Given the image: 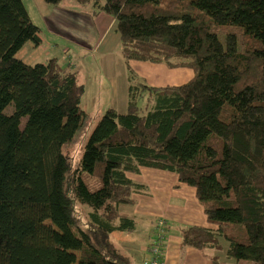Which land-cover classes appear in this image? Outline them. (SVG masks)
<instances>
[{
  "label": "trees",
  "instance_id": "16d2710c",
  "mask_svg": "<svg viewBox=\"0 0 264 264\" xmlns=\"http://www.w3.org/2000/svg\"><path fill=\"white\" fill-rule=\"evenodd\" d=\"M74 1L116 21L127 109L105 111L73 168L63 148L85 125V88L56 58L17 57L41 28L23 0H0V264H134L110 236L135 230L119 206L148 192L128 176L145 167L196 190L211 226L182 229L183 245L222 237L229 258L264 264V0ZM132 61L194 77L151 86Z\"/></svg>",
  "mask_w": 264,
  "mask_h": 264
},
{
  "label": "crops",
  "instance_id": "0c3cea01",
  "mask_svg": "<svg viewBox=\"0 0 264 264\" xmlns=\"http://www.w3.org/2000/svg\"><path fill=\"white\" fill-rule=\"evenodd\" d=\"M64 1L53 7L44 1V14L56 18L71 15L69 19L73 22L59 28L56 21L50 20L51 25L47 21L46 26L57 39H67L76 46L74 55L70 53L71 46L65 48L72 62L62 66L75 72L79 83L85 88L81 107L87 115L86 120L91 115L101 116L108 109L126 112L128 67L120 52V34L116 30L114 17L96 14L95 9L87 8L89 5L76 9L78 3L66 5ZM92 56L97 59L98 70H88L81 65ZM130 65L149 84L158 87L180 85L189 76H193L186 69H168L164 65L138 61H132ZM88 72L92 73L91 84L87 81ZM128 176L145 185L148 192L135 193L133 204L119 206V216L133 219L135 230L112 233L110 239L134 264H143L148 256V247L155 237L154 224L160 218L166 220L171 228L164 253L166 264H237L229 260L228 244L220 240L219 248L214 243H208L202 248L183 245L182 229L189 226H211L193 187L181 183L175 173L160 169L145 167L141 168L139 174L130 173ZM221 249H225V252L222 253Z\"/></svg>",
  "mask_w": 264,
  "mask_h": 264
},
{
  "label": "rangeland",
  "instance_id": "374dc122",
  "mask_svg": "<svg viewBox=\"0 0 264 264\" xmlns=\"http://www.w3.org/2000/svg\"><path fill=\"white\" fill-rule=\"evenodd\" d=\"M23 2L25 4L27 10L29 11L32 22L37 27L41 28V32H40L41 44L39 46H36L33 42H31V41L28 42L21 49V51H19V53L17 54V57L19 59H21L22 61H24L25 63H28V64L33 65V66L38 64V63H46L51 58H57L60 64L66 65V64L71 63L72 58H70L71 56L68 55L69 53L68 54L65 53V48L71 46L72 50L70 53H71V55H74V51L76 50V46L73 43H71L70 41H68L67 39H62V38L57 39L55 37V34L46 26V24H48L47 21L49 22L50 20H53V21H56L59 24V28H61V27L65 26L66 24L73 22L69 19V17L71 15H65V16H61V17L56 18L51 14H49V15L44 14L46 12V9L43 7V4H45L43 0H23ZM64 2H65L64 4H66V5L76 3L74 0H65ZM77 5H78V7H75L76 9H79V8L83 9V7H81L83 5H81V4L80 5L77 4ZM49 6L53 7L51 5H49ZM87 8L88 9H94L92 5H89ZM52 14H54V13H52ZM46 18H47V20H46ZM49 24H50V22H49ZM215 30L219 34V37H220L221 41H223V42H225L226 34L235 32L238 36V39H239V47L244 51L253 46V45H251V41L248 40V38L240 35L239 29L216 28ZM42 38H43V42H42ZM81 65H84V67H86L88 70H91V69L98 70V62H97V59L95 56H92V58H87L86 60H84L83 63H81ZM186 70L191 71L193 73V71L190 69H186ZM193 77L194 76H189L186 79V82H189ZM87 78L89 79L87 81L89 82V84H91V82L93 80L92 73L88 72ZM144 81H143L144 83L151 85V84H149L148 80L144 79ZM186 82H184V83H186ZM141 104H143V103L141 102ZM12 109H13V107L10 106L7 109V111L11 112ZM102 115L98 116V117H97V114L91 115L90 119L85 121L84 127L75 136L74 140L71 143L67 144L63 148L64 154L72 161V167L73 168L77 167L80 164L81 158L83 155V151H84V147H85L86 143L88 142V139H89L93 129L95 128V126L99 122ZM23 120H26V119H23ZM86 177L87 176L85 175L84 176L85 181L88 184H90L92 181V178H86ZM80 206L82 207V209L85 210V213L89 211V208L87 206H84L81 204H80ZM120 217H124V216H120ZM168 229H169V231L171 230L169 225H168ZM169 233L165 237L164 253H165L166 241H167V237H168ZM220 241H221V243H224L225 245L228 244L227 241L222 237H221ZM221 252L224 253L225 249H221ZM229 260H233L237 264H258L257 262L252 261V260H236V259H229ZM136 263L140 264V262H136Z\"/></svg>",
  "mask_w": 264,
  "mask_h": 264
},
{
  "label": "built area",
  "instance_id": "2783aa9c",
  "mask_svg": "<svg viewBox=\"0 0 264 264\" xmlns=\"http://www.w3.org/2000/svg\"><path fill=\"white\" fill-rule=\"evenodd\" d=\"M155 237L148 247V256L143 264H166L164 257L165 237L170 232L168 222L162 218L155 221Z\"/></svg>",
  "mask_w": 264,
  "mask_h": 264
}]
</instances>
